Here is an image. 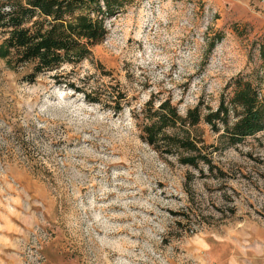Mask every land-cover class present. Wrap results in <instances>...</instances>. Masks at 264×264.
<instances>
[{
    "label": "rangeland",
    "instance_id": "obj_1",
    "mask_svg": "<svg viewBox=\"0 0 264 264\" xmlns=\"http://www.w3.org/2000/svg\"><path fill=\"white\" fill-rule=\"evenodd\" d=\"M118 1L78 65L29 83L0 59V264H264V132L231 144L202 123L194 168L135 118L264 90V0Z\"/></svg>",
    "mask_w": 264,
    "mask_h": 264
},
{
    "label": "trees",
    "instance_id": "obj_2",
    "mask_svg": "<svg viewBox=\"0 0 264 264\" xmlns=\"http://www.w3.org/2000/svg\"><path fill=\"white\" fill-rule=\"evenodd\" d=\"M5 0L0 4V59L11 71L21 74L22 80L34 83L46 71H57L65 65H78L92 56V50L108 35L105 19L115 14L118 0ZM6 4L10 8H5ZM122 3L119 5L120 9ZM6 10H5V9ZM86 12V13H84ZM264 58V51L262 53ZM232 95H223L217 109L201 105L181 115L171 100H165L153 111L154 102L148 101L141 121L142 138L152 147L167 142L171 152L181 147L191 154L180 158L185 166L198 168L201 162L210 164L199 147L203 138L195 136L204 123L215 133L221 127L231 144L264 132V90L242 80L234 83ZM227 89V88H226ZM125 95L115 98L116 112L123 111ZM98 103L99 99L92 101ZM145 118V119H144ZM180 126L183 136H169L167 129Z\"/></svg>",
    "mask_w": 264,
    "mask_h": 264
}]
</instances>
